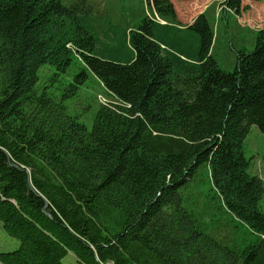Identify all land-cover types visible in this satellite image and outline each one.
I'll return each instance as SVG.
<instances>
[{"label": "trees", "instance_id": "obj_1", "mask_svg": "<svg viewBox=\"0 0 264 264\" xmlns=\"http://www.w3.org/2000/svg\"><path fill=\"white\" fill-rule=\"evenodd\" d=\"M86 2L0 0V224L19 242L0 264H264V183L243 151L264 133V28L226 71L204 15L180 28L152 0L163 23L103 42ZM90 75L112 100L88 127L67 101ZM196 180L212 191L198 213Z\"/></svg>", "mask_w": 264, "mask_h": 264}, {"label": "rangeland", "instance_id": "obj_2", "mask_svg": "<svg viewBox=\"0 0 264 264\" xmlns=\"http://www.w3.org/2000/svg\"><path fill=\"white\" fill-rule=\"evenodd\" d=\"M66 4L74 0H63ZM149 1V2H148ZM152 0H88L86 5L94 10L96 23L95 29L103 42H108L111 35L110 25L117 29H127L144 16H155L152 8ZM178 21L177 27L183 28L191 25L195 19L204 15L213 38L212 54L219 61L220 68L231 71L233 69V50L242 46L251 49L254 44V34L264 28V0H240L237 9L227 8L222 0H168ZM151 3V5H149ZM111 32V33H110ZM50 70L44 69V78L40 84L50 83ZM45 79V82H44ZM58 85L55 84V87ZM54 87V89H55ZM98 79L92 75L82 84L75 96L67 101L70 110L90 126L91 117L100 104H107L111 99ZM244 155L249 159L248 172L257 174L264 183V133L252 125L243 144ZM191 201V207L196 213L204 210V205L210 201L212 191L205 180L193 181L186 193ZM264 211V199L261 202ZM223 233L229 239L234 236L237 242L241 239L250 238L249 232L239 223H235L226 215H221ZM19 242L7 235L0 224V252L10 251L17 248ZM64 264H77L72 255L63 258Z\"/></svg>", "mask_w": 264, "mask_h": 264}, {"label": "crops", "instance_id": "obj_3", "mask_svg": "<svg viewBox=\"0 0 264 264\" xmlns=\"http://www.w3.org/2000/svg\"><path fill=\"white\" fill-rule=\"evenodd\" d=\"M141 16H144L143 14Z\"/></svg>", "mask_w": 264, "mask_h": 264}]
</instances>
